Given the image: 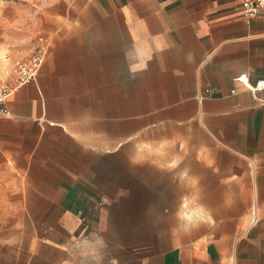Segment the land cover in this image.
<instances>
[{"label":"crops","instance_id":"1","mask_svg":"<svg viewBox=\"0 0 264 264\" xmlns=\"http://www.w3.org/2000/svg\"><path fill=\"white\" fill-rule=\"evenodd\" d=\"M58 1L43 62L0 117V208L37 220L20 263L264 264V89L248 87L264 79V11L246 23L239 0ZM190 129L234 160L209 168L234 207L251 194L233 233L157 226L174 218V176L189 192Z\"/></svg>","mask_w":264,"mask_h":264},{"label":"rangeland","instance_id":"2","mask_svg":"<svg viewBox=\"0 0 264 264\" xmlns=\"http://www.w3.org/2000/svg\"><path fill=\"white\" fill-rule=\"evenodd\" d=\"M58 0H0V77H5L15 60L28 57L35 44L36 37L46 34L53 25L52 13L58 6ZM177 132L169 131L170 144H164L171 150L173 158L180 153L175 138ZM189 136L194 144L189 145V192L181 194L179 177H173V183L167 184L166 196L172 201L173 220H158V228L173 229L181 239L196 235L213 236L220 232L233 233L235 223L226 220H239L246 210V200L251 194L237 193L236 208L230 200L228 187L215 183L216 177L210 171V165L227 167L233 159L219 151L202 132L190 129ZM197 142L205 146V164L202 177H197L201 170L196 160ZM160 151V150H159ZM175 161L172 162L174 164ZM179 169V165H178ZM204 181V184L202 183ZM198 182L201 185L198 186ZM248 197V198H247ZM252 212V210H249ZM236 217V218H235ZM37 220L21 217L20 210L0 208V264H21L30 238L36 232Z\"/></svg>","mask_w":264,"mask_h":264},{"label":"built area","instance_id":"3","mask_svg":"<svg viewBox=\"0 0 264 264\" xmlns=\"http://www.w3.org/2000/svg\"><path fill=\"white\" fill-rule=\"evenodd\" d=\"M242 19L249 23L254 17L264 11V0H239ZM48 38L44 34L36 37L31 54L20 60H16L7 71L5 77H0V117H7L9 110L7 101L22 85L32 81L47 52ZM239 80L246 83L245 74L239 76ZM250 90L264 89V79L256 80L248 85Z\"/></svg>","mask_w":264,"mask_h":264}]
</instances>
